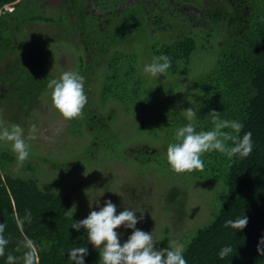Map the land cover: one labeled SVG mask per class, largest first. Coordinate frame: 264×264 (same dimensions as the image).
Returning <instances> with one entry per match:
<instances>
[{"label": "trees", "instance_id": "obj_1", "mask_svg": "<svg viewBox=\"0 0 264 264\" xmlns=\"http://www.w3.org/2000/svg\"><path fill=\"white\" fill-rule=\"evenodd\" d=\"M126 1L99 0L94 2V6L105 13L118 9ZM8 6H13L14 9L9 11L6 9ZM37 7L38 0H0V62L18 51L13 34L20 31L22 24L44 21L63 25L68 32H80L81 45L87 55L93 58V61H89L86 56L78 55L76 71L85 78L86 95L95 91L91 76L96 62H102L104 72L99 90L101 105L116 101L127 115L134 114L138 120L137 135L144 136L146 134L143 131L149 130L150 135L157 138L159 136L155 132L158 129L162 133L160 139L164 145L175 142L176 129L187 123L177 104L180 97L175 98L174 95L176 86L173 82L162 86L157 81L152 84L141 72V55L137 51L116 50L122 42H139L140 36H135L131 26L133 23L137 26V32L147 30L138 9L125 12L115 27L101 28L94 21H71V24L68 22L67 8L63 9L58 18L34 16L37 14ZM257 7V4L252 3V13L257 11ZM262 8L264 10V5ZM68 9L74 10L75 5L69 4ZM260 13L259 23L247 36L224 44L215 69L208 74L198 75L192 67L193 55L199 49L197 40L190 36L194 32L171 42L156 41L158 43L150 48L148 45L142 47L149 55L148 59L145 53L144 61H151L154 56L159 55H167L171 59L167 75H195L194 105L197 117L193 123L197 130H210L213 127L207 115L215 110L224 119L239 120L244 125L241 135L244 132L252 134L253 149L247 157L229 159L218 152H208L202 156L205 163L203 170L180 173L188 176L185 179L192 176L222 182L218 187L210 185L214 190L209 191L217 194L216 204L212 207L215 209L212 222L199 229L186 246L191 232L187 234L185 241L180 240L187 264H264V255L257 252L258 242L264 236V12L261 10ZM163 23V17L158 16L150 22V26L158 28ZM204 49L207 50L206 46ZM34 55L36 53L31 52L29 56ZM25 62L28 63V60L21 59L14 65L21 66ZM15 71L17 69L13 67L7 75L14 77V80L20 78L21 82L15 83L17 91L24 96V105L29 100L32 101L31 98L35 100L31 104L36 105L40 93L47 89L48 80L52 77L48 78L43 72L37 75L32 70L21 75ZM7 75L3 76V80L9 78ZM40 76L45 80L42 84ZM80 115L93 124L92 134L97 139L96 142H101L106 148L107 153L113 151L118 154L125 149L124 144L110 136L108 128L90 111L89 102ZM75 130L73 133H80ZM159 157L167 162L156 153L148 156L149 161L166 169ZM16 160L12 153L0 149V224L6 225L4 236L8 240L4 253L0 254V264H6L8 254L22 257L28 250L27 241L33 244L37 264H73L67 255L68 249L73 245L88 247L86 264H100L99 251L90 247L86 231L72 229L73 221L79 220L73 216L71 198L58 195L57 192H45L34 179L10 174L8 167ZM22 164L28 166L24 161ZM178 194V188L174 187L169 192L168 200L173 202ZM215 194L211 200L215 198ZM27 212H31V221L21 223ZM243 214L249 219L245 229L236 232L225 226V221ZM172 242L168 238L161 246L167 248ZM225 245H230L233 252L221 259L218 252ZM16 264H22V261L17 260Z\"/></svg>", "mask_w": 264, "mask_h": 264}, {"label": "rangeland", "instance_id": "obj_2", "mask_svg": "<svg viewBox=\"0 0 264 264\" xmlns=\"http://www.w3.org/2000/svg\"><path fill=\"white\" fill-rule=\"evenodd\" d=\"M98 1L38 0L37 14L34 16L58 18L67 8L70 23L94 21L101 28H109L115 27L125 12L138 9L147 30L137 32V26L133 23L131 26L135 36H140L139 42H122L116 50L137 51L141 55V72L152 84L157 81L162 86L173 82L176 86L175 98L180 97L177 104L185 117L184 110L196 109L195 75L149 76L143 71L144 65L151 62L143 45L150 48L158 43L156 41L171 42L194 32L190 36L197 40L199 49L193 55L192 67L198 75L208 74L215 69L224 44L247 36L259 23L261 10L264 12V0H127L118 9L105 13L94 6V2ZM252 3L258 5L254 13ZM69 4H74L75 9L69 11ZM6 9L12 11L14 8L8 6ZM158 16L163 17L164 23L153 28L150 22ZM13 35L19 49L0 62V123L19 124L26 134L30 125L35 123L39 132L36 140L28 141L31 145L30 156L24 161L28 166L16 160L8 167L10 174L38 181L45 192L69 196L73 202L72 213L77 220L86 218L90 210L98 211L107 200L116 204L118 211L129 208L137 211L138 217L143 214L144 218L137 228L153 232L158 249H162L161 244L168 238L173 240L169 246L181 244L180 240L185 241L191 232L186 246L199 229L212 222L215 211L212 207L216 204L217 194L210 192L214 190L210 185L218 187L222 182L192 176L185 179L188 176L173 173L168 162L161 157L160 163H164L167 170L149 161L148 156L155 153L167 160V146L160 139L162 133L157 129V138L152 137L149 130L143 131L144 136L137 135L138 120L134 114L127 115L116 101L101 105L102 62H96L92 73L91 82L95 91L88 96V102L90 111L108 128L110 136L124 144L125 149L120 153H107L92 134L93 124L81 115L71 120L63 118L52 105L50 89L40 93L36 105L31 104L35 101L32 98L24 105V96L17 91L15 83L21 82L20 78L14 80L7 72L14 67L19 75L32 70L37 75L43 72L48 78L58 79L65 71H76L79 54L93 61L81 45L80 32H68L63 25L56 23L35 21L22 24L20 31ZM31 52L36 55L29 56ZM145 53L148 59L144 61ZM21 59L28 60V63L14 65ZM4 75L9 77L6 81L3 80ZM41 76L39 81L42 84L45 80ZM169 88L172 89L171 86ZM75 127L80 133H73ZM0 149L16 156L6 142H0ZM174 187L178 188L179 194L170 202L168 195ZM214 194L215 198L211 200ZM117 231L123 233L124 240L131 234V230L123 227Z\"/></svg>", "mask_w": 264, "mask_h": 264}, {"label": "clouds", "instance_id": "obj_3", "mask_svg": "<svg viewBox=\"0 0 264 264\" xmlns=\"http://www.w3.org/2000/svg\"><path fill=\"white\" fill-rule=\"evenodd\" d=\"M171 67V59L167 55L154 56L150 63L143 67L144 73L153 78L163 76ZM47 88L51 90V102L53 107L67 120L74 119L82 113L88 102L85 92V78L77 71H65L61 76L48 80ZM186 114L187 123L175 131V142L167 146V162L170 168L177 173H191L203 170L205 167L203 154L218 152L225 157L245 158L252 152V134L244 132V125L239 120L224 119L221 113L212 110L207 115L213 125L210 130H197L193 121L197 117L194 107L183 111ZM39 127L33 123L25 133V129L19 124L0 123V142L10 144L16 159L20 162L30 156L31 145L28 141L36 140ZM99 204V203H98ZM137 211L124 208L118 211L117 205L111 200L104 202L99 210H90L86 218L73 221L72 229L87 233V242L99 251L100 264H187L183 254V245L158 249L153 232H145L137 228V224L143 220V214L137 216ZM31 221V212H27L22 218ZM249 223L246 215L225 221L226 227L243 230ZM121 227L131 230L126 240L123 233L117 230ZM6 225L0 224V254H3L8 240L4 236ZM27 251L22 257L12 254L6 256V264H16L21 260L22 264H37V255L31 241L26 242ZM233 252L230 245L223 246L218 255L221 259L228 257ZM257 252L264 255V236L257 245ZM89 254L87 246L73 245L67 251L69 260L73 264H86Z\"/></svg>", "mask_w": 264, "mask_h": 264}]
</instances>
